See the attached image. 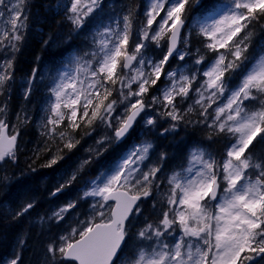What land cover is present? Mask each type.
Segmentation results:
<instances>
[{
  "label": "snow or ice",
  "instance_id": "snow-or-ice-1",
  "mask_svg": "<svg viewBox=\"0 0 264 264\" xmlns=\"http://www.w3.org/2000/svg\"><path fill=\"white\" fill-rule=\"evenodd\" d=\"M31 7L0 0V168L19 167L9 101ZM57 7L86 43L47 65L37 56L22 84L25 101L40 96L43 167L67 165L50 195L74 193L35 221L49 237L43 264H264V39H256L264 0H124L107 13L105 0ZM138 127L165 138L192 127L209 143L170 156L150 139L130 143ZM93 133L96 146L73 163ZM36 207L26 198L8 219ZM24 246L21 234L0 264H24Z\"/></svg>",
  "mask_w": 264,
  "mask_h": 264
},
{
  "label": "trees",
  "instance_id": "trees-1",
  "mask_svg": "<svg viewBox=\"0 0 264 264\" xmlns=\"http://www.w3.org/2000/svg\"><path fill=\"white\" fill-rule=\"evenodd\" d=\"M64 2L65 0H30L32 7L30 8V17L28 21V38L22 50L17 55L16 81L12 98L9 101V115L14 114L17 108L22 105L21 103L28 106V108L25 109L28 110L26 113L30 117V121L22 126L20 139H26L30 142L26 144L28 148V153L26 155L30 160L21 164V169L29 170L28 165L32 163V167H34L36 171L32 176L28 174L21 179L26 180L24 185H27L30 189L28 190V194H31L32 191L35 192V197H37V199H40L42 196V194H39L41 190L39 189L40 184L38 187L37 182L46 172L43 167L44 163H42V159L47 154L44 152H40L39 154L36 153V149L42 147V141L44 140L40 128L38 127L41 117V100L40 96L35 94L32 97L31 103L22 99L20 84L24 81V77L31 70V67L36 64L37 56L41 58L40 63L42 65H47L50 61L59 59L62 54L68 55L69 52L82 49L85 45V34L81 33L78 35L73 32L70 25L64 20L63 8L57 7V5H62ZM123 2L119 1L116 7H119ZM109 11L105 9L106 13ZM50 36L55 43L45 47L41 41L48 39ZM257 37H259V35ZM141 132L144 133L143 131ZM147 136L150 140H153L157 152L166 150L169 152L170 156L174 155L176 157L182 154L185 145L189 142L202 141L206 144L209 143L206 140V134L204 132L192 127H181L178 132L167 136V138L160 137L155 133ZM137 141L138 138L135 135L129 138L130 143ZM217 146L219 145L213 144L211 147L215 150ZM259 147L260 146H257V148ZM8 169L11 173L18 174L19 172V169L15 170L14 167ZM8 188H11L12 192H14L12 185L8 186ZM33 214L34 211H32L27 219L22 218L20 221L11 222L8 219L9 215H4L0 211V261H3V258L7 256L8 252L13 248L12 246L16 242L17 237L21 234H24L25 241H28L26 239V234L20 232L24 230L28 233L38 232L39 236H41L42 228L39 227L38 223L34 222V218L32 217ZM26 223L32 224L28 226L29 224L26 225ZM30 250L31 248L28 249V251Z\"/></svg>",
  "mask_w": 264,
  "mask_h": 264
},
{
  "label": "rangeland",
  "instance_id": "rangeland-1",
  "mask_svg": "<svg viewBox=\"0 0 264 264\" xmlns=\"http://www.w3.org/2000/svg\"><path fill=\"white\" fill-rule=\"evenodd\" d=\"M121 1L123 2L124 0H105L106 4L109 5V7H106L105 9L111 10V6H116V4ZM3 25H0V31L3 30ZM257 40L264 39V34L259 35V37L256 38ZM20 93L22 95L23 99V90H22V84H20ZM22 104V103H21ZM26 105L22 104L20 107L17 108L16 112L14 114H10L8 117L10 125H17L19 128V131L21 132L22 125L19 123L16 119L17 114H21V117L25 114L26 111ZM42 115V114H41ZM28 116V115H27ZM13 119V120H11ZM11 120V121H10ZM40 128V123L38 125ZM144 130L140 127L136 129V131L132 134L135 135L138 138L137 142L134 143H139L141 140L144 139H149L148 136H145ZM102 134V133H101ZM20 138V137H19ZM18 138V139H19ZM98 138L97 133H93L92 136H86L82 139L81 144L78 146L76 150L72 154V162L75 163L79 160H81L84 157L89 156V148H94L95 145V139ZM30 143L26 139H20L19 143V151L17 152L18 160H19V167L15 166H6L3 168H0V177H8V180L6 181V186L0 187V211L4 215H9V210L16 208L23 200L26 198H32L34 197L36 202L42 205V208L39 209V211L34 212L32 217L34 218V222L37 220L39 215H44L45 213H50L51 210L57 208L58 206L64 204L68 199L71 198V196L74 194L73 189H68L65 192L59 194L58 196H51L50 192L55 188L61 173L64 171V168L67 167L64 161H61L58 165L54 166L53 168H45L46 170L45 174H43L40 179L37 182V186L40 187L39 189L41 190L42 194L40 199H37L36 193L32 191V193L28 194L29 187L27 185H24V182L26 180H22L20 173L23 171L25 175L22 177L24 178L28 174L30 176L33 175V171L30 170H24L21 169V164H23L25 161L30 160L27 157L28 153V148L26 147V144ZM219 146H217L218 148ZM214 150V149H213ZM259 150V148H258ZM106 155L104 156H109V153L106 152L104 153ZM30 155V154H29ZM50 154H46V156L42 159V163L46 162L47 157ZM103 159V157H102ZM32 164V163H30ZM10 167H14L15 170L19 169L18 174L13 175L11 171L8 169ZM95 165L90 166V168H94ZM49 178V180H48ZM21 179V180H20ZM12 185V189L14 192H12L11 188H8V186ZM79 187V186H77ZM10 195L8 198L6 195ZM12 194V195H11ZM29 224V225H28ZM26 223V225L30 226L32 223ZM25 227V226H24ZM44 234L42 236H39L38 232L36 233H28L26 230L20 233H25L26 234V239L28 240L27 242L25 241V246L22 251V256H23V261L24 264H43V242L47 239H49L47 235V229H44ZM53 232L56 231L55 228L52 229ZM18 239V237H17ZM16 239V242H17ZM16 242L14 243L13 248L8 252L7 256L3 258L5 260L9 255H11L15 250H16ZM26 248H31L30 251H27ZM32 262V263H31Z\"/></svg>",
  "mask_w": 264,
  "mask_h": 264
},
{
  "label": "bare ground",
  "instance_id": "bare-ground-1",
  "mask_svg": "<svg viewBox=\"0 0 264 264\" xmlns=\"http://www.w3.org/2000/svg\"><path fill=\"white\" fill-rule=\"evenodd\" d=\"M48 180H49V178H48ZM40 196H41V195H40ZM6 197L8 198V197H9V195L7 194V195H6ZM40 208H42V205H41V204H39V203H37V207H36V209H35V210H33V211H34V212H37V211H39V209H40ZM39 227L41 228V226H40V225H39ZM43 232H44V231H43ZM41 233H42V232H41ZM41 236H42V234H41ZM13 246H14V244H13ZM13 246H12V247H13ZM28 249H29V248H26V250H27V251H28ZM31 263H32V262H31Z\"/></svg>",
  "mask_w": 264,
  "mask_h": 264
}]
</instances>
